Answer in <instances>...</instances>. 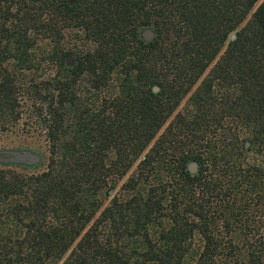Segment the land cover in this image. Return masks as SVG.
<instances>
[{"label": "trees", "instance_id": "1", "mask_svg": "<svg viewBox=\"0 0 264 264\" xmlns=\"http://www.w3.org/2000/svg\"><path fill=\"white\" fill-rule=\"evenodd\" d=\"M20 120L0 264H264V0H0Z\"/></svg>", "mask_w": 264, "mask_h": 264}, {"label": "rangeland", "instance_id": "2", "mask_svg": "<svg viewBox=\"0 0 264 264\" xmlns=\"http://www.w3.org/2000/svg\"><path fill=\"white\" fill-rule=\"evenodd\" d=\"M5 148H28L36 151L40 155V160L36 164L41 165L46 160L47 151L44 140L39 130L29 121L20 120L19 123H10L9 126L0 125V149Z\"/></svg>", "mask_w": 264, "mask_h": 264}, {"label": "water", "instance_id": "3", "mask_svg": "<svg viewBox=\"0 0 264 264\" xmlns=\"http://www.w3.org/2000/svg\"><path fill=\"white\" fill-rule=\"evenodd\" d=\"M233 33H230V36L233 37ZM141 36L145 40H149L153 36V31L149 27H144L141 30ZM72 57L68 56L66 63H71ZM153 89H156V86H153ZM0 153H4L5 157H0L1 162H13L18 164L33 165L39 162L40 155L36 151H33L28 148L14 149V148H5L0 149ZM187 168L190 172H193L196 169V163L194 161H189L187 163Z\"/></svg>", "mask_w": 264, "mask_h": 264}, {"label": "flooded vegetation", "instance_id": "4", "mask_svg": "<svg viewBox=\"0 0 264 264\" xmlns=\"http://www.w3.org/2000/svg\"><path fill=\"white\" fill-rule=\"evenodd\" d=\"M0 157H5L4 153H0Z\"/></svg>", "mask_w": 264, "mask_h": 264}]
</instances>
